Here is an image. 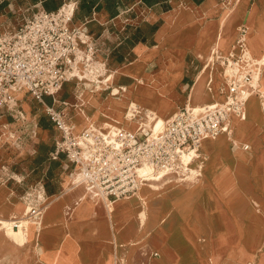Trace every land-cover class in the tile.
Returning a JSON list of instances; mask_svg holds the SVG:
<instances>
[{"label": "crops", "instance_id": "crops-1", "mask_svg": "<svg viewBox=\"0 0 264 264\" xmlns=\"http://www.w3.org/2000/svg\"><path fill=\"white\" fill-rule=\"evenodd\" d=\"M42 2L28 0L32 8ZM78 26L91 34L113 78L107 85L73 79L59 92H77L78 104L79 92H95L90 96L97 105L88 109L103 130L107 121L136 131L147 119L144 110L168 119L185 104L223 101V66L209 56L228 55L243 28L252 55L264 54V0H161L152 6L134 0L113 17L105 9L94 11ZM190 28L195 31L185 37ZM22 93L17 110L23 119L17 110L0 107V218H23V195L39 182L46 208L23 240L0 224V264H264L263 96L249 98L246 119L230 117L231 134L201 142L191 163L195 180L143 186L110 210L102 199L83 197L85 186L72 180L77 166L64 153L53 155L57 126L43 104L32 106ZM78 104L74 117L68 101L54 106L75 124ZM130 104L143 110L132 120L126 117ZM18 128L23 139H3ZM74 132L80 133L76 127Z\"/></svg>", "mask_w": 264, "mask_h": 264}, {"label": "built area", "instance_id": "built-area-1", "mask_svg": "<svg viewBox=\"0 0 264 264\" xmlns=\"http://www.w3.org/2000/svg\"><path fill=\"white\" fill-rule=\"evenodd\" d=\"M77 5L78 0H65L54 11L33 6L17 27L0 28V107L16 111L21 91L43 104L60 131L53 155L64 153L77 166L74 185L94 191L107 207L117 199L138 194L143 182L152 180L150 174H141L143 166L151 167L152 173L175 174L181 181L193 178L197 173L191 163L199 157L201 142L221 133L231 134L230 117L246 119L249 98L253 94L264 98L257 78L264 64L249 52L243 28L234 49L211 61L223 66L227 82L223 101L180 106L158 130L151 126L152 120L149 125L141 122L136 131L90 125L75 134V124L54 106L63 83L78 79L107 85L113 78L108 62L97 57L91 34L73 25ZM142 111L130 104L126 117L132 120ZM191 152L193 156L185 162L184 156ZM23 198L27 203L23 218L39 219L46 208L44 184L37 183ZM23 218L10 219L11 226L19 229Z\"/></svg>", "mask_w": 264, "mask_h": 264}, {"label": "rangeland", "instance_id": "rangeland-1", "mask_svg": "<svg viewBox=\"0 0 264 264\" xmlns=\"http://www.w3.org/2000/svg\"><path fill=\"white\" fill-rule=\"evenodd\" d=\"M30 7H31V4L28 3V0H10V3L8 5H6V6H4L3 8H1V10H0V28H13V27H17L22 22V19L24 17L23 15L26 12L25 10L26 9L28 10V9H31L32 8V7L31 8ZM78 24H79V20L74 19L73 20V25H76L77 26ZM194 31H195V29H191L190 28L185 34H192ZM185 37H187V36H185ZM214 52H216V48L214 49ZM179 55L182 56L181 55V51L179 52ZM213 57H214V53L209 56V60L212 61L213 60ZM109 68H110V66H109ZM110 70H111V68H110ZM257 78H258V84L261 86V92L264 93V88H263L264 87V69L261 72V74L259 76H257ZM97 87L100 88V86H97ZM97 87H96V89H97ZM68 89L69 90H72L71 87L68 88ZM73 89H75V88H73ZM79 93H78L79 102L82 99L85 102L89 101V99H90L91 100V103L93 105H97V102L94 103V101H95L94 98H92V96H90V94L92 92H82V95L79 94ZM22 94H23L22 95L23 96V99L30 101V103H31L32 106L39 107L40 105H42L41 103H39L36 100L32 99L29 94H26L24 92ZM76 96H77V92H59L57 94V100L58 101L60 99L61 100L64 99V100H66V101L69 102L68 112L71 113L72 117H74L76 115V106H77L76 104H78V100H77V97ZM81 97H83V98H81ZM263 103H264V101H263ZM78 106H79V104H78ZM90 107H93V106L90 105ZM82 108L85 109V111H86L85 114L88 113L87 115L91 116V118H92L87 124L93 125L94 124V121L96 120V117H97L96 112H95V114H91L89 112V110H87V108L84 105L82 106V104L80 102L79 109L81 110L82 116H83V113H84V111H82ZM151 111L152 112L154 111V113L155 112L157 113L156 110H147V114H149ZM79 113L80 112L78 111L77 114H79ZM93 115H95V116H93ZM146 120L149 121V119H146ZM81 121L82 120L79 117H77L76 118V122H75V127H77V123H81ZM236 121H239V120L237 119ZM0 136H2V135H0ZM10 136L12 137L13 140L16 139V138H18V141H20L21 139H23L25 137L21 133V131H20L19 128L17 130H14V135H12L9 132L7 134H5V135L3 134V139H7V138L9 139V138H11ZM52 136H53V139L52 140H54V138H59V136H60L59 131H57V129L55 127L53 128V134H52ZM17 142L15 143L16 148H18ZM194 172H195V170H194ZM171 177L175 178L177 176H171ZM173 178L167 179V180L172 181L169 184H180V183H182L181 180H177V179H176V181L175 180L173 181ZM191 180H195V178H192ZM153 182L150 181V182H146V183L153 184ZM156 183H158V182H156ZM260 194H261V198H260L261 203L264 204V182H263L262 191L260 192ZM86 195H87V192H85V194H84L83 197L84 198H87ZM93 199H101V198L96 197V196L95 197L93 196ZM109 209L110 210H113L114 209L113 203H110L109 204Z\"/></svg>", "mask_w": 264, "mask_h": 264}, {"label": "bare ground", "instance_id": "bare-ground-1", "mask_svg": "<svg viewBox=\"0 0 264 264\" xmlns=\"http://www.w3.org/2000/svg\"><path fill=\"white\" fill-rule=\"evenodd\" d=\"M229 12V11H228ZM191 34H185V36H190ZM216 48V47H215ZM214 48V49H215ZM249 52L251 53V54H253L251 51H250V48H249ZM260 59H261V62L264 64V54H262V56H260ZM263 69H264V67L263 68H261V70H260V72H259V74H258V76L261 74V72L263 71ZM122 87V86H121ZM125 87V86H124ZM98 88V87H97ZM264 88V87H263ZM99 89V88H98ZM259 89H260V91H261V86L259 85ZM119 88H114V92L112 93L113 94V96L115 97H118L119 95H117V94H119ZM92 93H95V92H92ZM123 93V92H122ZM263 93V92H262ZM79 94H81L82 95V92H80ZM264 94V93H263ZM81 98H83V97H81ZM90 100V99H89ZM94 100H95V98H94ZM80 102H81V104H82V106L84 105L86 108H87V110H89L88 108H89V106L92 104L91 103V100L90 101H87V102H85V101H83V99L82 100H80ZM95 102H97V101H94V103ZM192 104V103H191ZM133 105H135V104H133ZM263 105H264V103H263ZM79 106H80V103H79ZM80 110V109H79ZM82 111H84V113H83V116H82V113H81V110H80V113L78 114V117L80 118V119H83V121H82V123H77V132H80V129H83V127L82 126H86L87 125V123L92 119L91 118V116H89V115H87V114H85V109H83L82 108ZM157 111V110H156ZM146 114H147V111H146ZM148 116H149V121L148 120H146V122H144L143 121V123H145L146 125H149V122H152V120H154V123L151 125L152 127H154L156 130H158V129H160V128H162L163 127V125L166 123V120H167V118H165L159 111H157V113L155 112L154 113V111L152 112H150L149 114H148ZM170 118V117H169ZM168 118V119H169ZM238 120H244V119H241V118H238ZM120 121V120H119ZM98 123L96 122V120L94 121V124L92 125V126H95V127H97L96 125H97ZM105 127H107L110 131H112L111 129L113 128V124H111L110 122H105L104 124H103ZM193 154H194V152H191L189 155H185L184 156V160H185V162H188L189 160H190V158H191V156H193ZM140 172H141V174H150L151 175V177H150V179H152V180H156V181H151V182H153V184H151V183H146V182H143V184H142V186H141V188L143 187V186H146V185H149V186H151V187H153V188H160L161 186H164V185H167V184H169L170 182H172V181H170V180H167V179H170V178H173V177H171L169 174H166V173H164V172H162V171H160V172H158V173H152V168L151 167H149V166H143L141 169H140ZM176 179L177 180H181L180 178H178V177H175V178H173V181L175 180L176 181ZM72 180H75V177H74V179H72ZM161 180V181H160ZM156 182H158V183H156ZM87 197L89 196V197H91V198H93V196L95 197V192L94 191H87V195H86ZM113 203V206H114V202H112ZM140 217H141V219L142 220H144V218H145V211H141L140 212ZM0 223H2L4 226H7V229H8V232H9V234L11 235V236H14L15 238H17V239H19V240H23V238H24V235L28 232V230L30 229V227L31 226H33V225H35L36 223H35V221L34 220H32V219H30V218H23L22 219V224H21V226L19 227V229H16V228H13L12 226H11V223H10V220H7V219H4V218H0ZM38 224V223H37Z\"/></svg>", "mask_w": 264, "mask_h": 264}, {"label": "trees", "instance_id": "trees-1", "mask_svg": "<svg viewBox=\"0 0 264 264\" xmlns=\"http://www.w3.org/2000/svg\"><path fill=\"white\" fill-rule=\"evenodd\" d=\"M33 3L39 0H30ZM43 6L48 11L57 10L64 2V0H42ZM134 0H78V5L75 11L74 19L85 20L87 17L93 14L94 11H100L105 9L110 16H115L120 11V8ZM147 5L152 6L161 0H143ZM10 0H0V10L4 6L8 5ZM73 19V20H74ZM47 99V98H46ZM49 103L51 100H47Z\"/></svg>", "mask_w": 264, "mask_h": 264}]
</instances>
